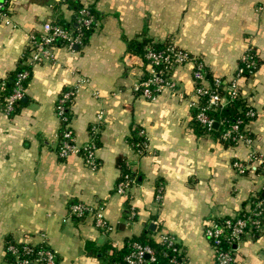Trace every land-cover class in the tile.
Wrapping results in <instances>:
<instances>
[{"label":"crops","instance_id":"crops-1","mask_svg":"<svg viewBox=\"0 0 264 264\" xmlns=\"http://www.w3.org/2000/svg\"><path fill=\"white\" fill-rule=\"evenodd\" d=\"M80 2L98 13L87 42L74 50L61 45L54 59L32 65L27 104L19 113H5L0 99V264H12L5 249L11 239L47 240L59 264H101L129 238L158 241L162 233L176 237L187 264H213L205 227L247 212L264 193V0ZM75 13L67 0H10L8 18L0 21V96L5 81L30 55L28 35L46 21L70 23ZM145 37L188 50L225 80L234 76L249 47L256 50L258 70L240 80L242 95L257 111L250 123L252 147L227 146L196 131L191 63L172 72L184 99L166 90L148 100L133 90L150 67L128 52L127 41ZM75 87L71 128L84 144L92 126L98 127V169L79 155H58L62 124L56 104L64 90ZM140 130L147 147L138 152L134 136ZM252 150L261 166L240 174L233 160L246 163ZM119 160L134 172L126 194L117 192L123 176ZM76 202L104 205L111 229L97 227L91 216L69 217ZM236 248V264H264V231L245 234Z\"/></svg>","mask_w":264,"mask_h":264},{"label":"built area","instance_id":"built-area-1","mask_svg":"<svg viewBox=\"0 0 264 264\" xmlns=\"http://www.w3.org/2000/svg\"><path fill=\"white\" fill-rule=\"evenodd\" d=\"M80 7L75 10L74 19L67 27L55 24L52 21H46L42 25V29L38 32H31L28 35L30 55L24 62L29 65L40 63L44 60L55 58V49L61 45L69 50H74L84 44L83 28H89L94 24L96 17L91 10V6L75 0ZM10 12V0H0V21L8 18ZM248 48L241 56L240 61L247 67L255 64L253 56L248 52ZM147 59L150 61V76L147 79L137 81L133 90L148 100H155L158 96L170 90L176 93L180 98L186 96L181 91L177 83L172 79V72L178 66L191 63L193 65V79L195 83L194 96L190 100V107L196 110L195 118L208 129L214 128L213 125L218 122L219 125L224 124V120L217 121L213 118L209 111L216 109L220 105H225L228 98L222 93V90H229L232 98L242 94L240 80L244 79V67L238 65L236 73L231 79H223L215 77L212 82L208 73L209 70L205 61L192 54L188 50L172 43L163 50L149 49L146 53ZM29 75L28 71L20 72L17 76L15 88L12 93L5 98L4 112L9 114L13 110V102L21 99L25 94L23 80ZM78 89L68 88L64 90L58 98L56 104V115L61 124H64L62 136L58 146V155L61 158H67L70 155L81 156L86 165L92 169H98L100 162L97 159V133L98 127L93 125L91 138L84 144H79L74 131L71 128L68 110L77 96ZM204 99V102L202 99ZM251 116H257V111L253 108L249 112ZM102 118V115H99ZM233 124L222 134V139H232L235 145L244 143L252 147L254 136L251 131L250 123L246 124L243 131H240V123ZM140 135H144L141 130ZM147 142L144 143V149ZM144 151V150H143ZM261 157L252 150L246 163L240 159L233 160V167L240 173L245 174L247 171H256L261 166ZM135 178L130 174H124L117 185V192L126 194L130 187L134 184ZM162 198V187L157 192V200ZM71 218H87L89 216L95 219L96 226L110 230L111 225L104 216V205L100 204L95 207L84 202L72 203L68 209ZM135 211H132V216ZM264 231V196L256 198L250 210L244 213L234 214L226 218L223 222H212L205 227V235L210 240L214 251L213 264H234L236 262V245L244 237L250 233L254 237ZM20 242V241H17ZM158 242L164 246L162 254L166 257L170 256V264H187V258L182 251L176 237L169 233H162ZM28 246L25 247L26 253L33 252V247L41 244V248L33 253L30 258H21L20 249L16 245H11L9 250L14 254L15 261L12 264H55L56 251L52 248L47 240L39 243L25 241ZM130 249L120 260H104L101 264H154L157 261L154 248L149 244L133 242Z\"/></svg>","mask_w":264,"mask_h":264},{"label":"trees","instance_id":"trees-1","mask_svg":"<svg viewBox=\"0 0 264 264\" xmlns=\"http://www.w3.org/2000/svg\"><path fill=\"white\" fill-rule=\"evenodd\" d=\"M67 2L69 3V5L71 7L75 8V10H77L80 7V4L75 0H67ZM91 10L95 14V17H96L95 22H96L98 13L92 7H91ZM95 22H94V24H92L91 27L83 28L84 44L89 39V36L92 33L93 28L95 26ZM54 23L57 25L63 26V27H67L69 25L68 22H65L62 19L56 20V21H54ZM73 23L75 24V27H76L77 24H76L75 20H73ZM127 43H128V52L141 57L144 61L145 66H148L150 64V61L146 57V53L148 52L149 49L163 50L172 44L170 42L158 41V40H154V39L146 38V37L142 40H136V39L135 40H129V41H127ZM249 48L250 49L248 50V52L253 56V59L255 60V64L251 67H247L241 61H239L238 65H241L244 67V75H243L244 79H249L258 70V68L260 66V58H259V55L257 54L256 50L253 47H249ZM24 71L29 72L28 77L22 81L23 85L26 89V87L29 83V80L31 78L32 65H29L26 63L24 64L23 62H21L18 65L17 69L7 79V81H5L4 87H3L4 91H3V94L0 96L1 107L3 109L5 107V98L8 95H10L12 93L13 89L15 88V83H16L18 74L20 72H24ZM235 73H236V71H235ZM149 76H150V72L148 70H146L144 75L141 77V79H147ZM208 77L212 82L214 81L215 77L212 75L211 72L208 73ZM222 93L228 98L227 104L220 105L216 109H211L209 111V114L213 118H215L217 121L224 120V124L219 125L218 128L214 127L212 129H208L205 125L201 124L195 118L196 110L193 109V115H194V120H195V129L199 134L200 133L212 134V135L218 137L227 146H233V145H235V141H233L231 138L227 139V140L222 139L221 136H222L223 132L226 129L230 128L233 124L238 123L239 120L242 121L239 125L240 131L242 132L245 125L252 122L256 118V116H251L249 114L251 109H253L254 107L247 101V99L242 94L232 98L229 90H222ZM26 96L27 95H26V91H25V94L21 99H18V100L13 102V110L9 113L10 116H13V115L19 113L22 110V108L24 106H26V104H27V101H25ZM204 99L205 98L202 99L203 102H204ZM68 116L70 118L69 110H68ZM63 128H64V124L61 127L60 137L62 136ZM91 131H92V128H91ZM140 131H138V136H137V134L134 136V147H135V150L138 152L145 150L144 149V143L146 141L145 135H140ZM119 164L122 168L123 175L124 174H130L132 177L134 176V172L131 169L126 167L124 161L119 160ZM258 170H259V168L256 171H258ZM259 196L263 197L264 193L261 192L259 194ZM74 219L82 220L83 218L80 217V218H74ZM225 219L226 218H223L222 220H219V221L223 222ZM133 242H140L142 244H149L154 248L155 254L157 256V261L154 264H170L169 263L170 256L166 257L162 254V251L164 250V246L162 244H160L158 241H156L155 239L149 238L147 236H138V237L129 238L126 241L125 247L123 249L117 251L114 254H111L110 257L107 258L106 260L114 261V260L122 259L123 256L130 249L129 245ZM11 245H16L20 249L19 255L21 256V258H30L31 256H33V253L35 251H37L38 249L41 248V244L39 243L32 248L33 252L26 253L25 247L28 246L27 244H25L24 242H17L16 240H13V239L7 240L6 246H5L6 256L9 260V262H11V263H14V261H15L14 254L9 250V247ZM55 264H59L57 254H56ZM234 264H236V263H234Z\"/></svg>","mask_w":264,"mask_h":264},{"label":"water","instance_id":"water-1","mask_svg":"<svg viewBox=\"0 0 264 264\" xmlns=\"http://www.w3.org/2000/svg\"><path fill=\"white\" fill-rule=\"evenodd\" d=\"M218 126H219V123L218 122H216L214 125H213V127H215V128H218ZM125 222V219H122L121 220V223H124ZM150 229H152V230H156V225L154 224V223H151L150 224ZM236 247V246H235Z\"/></svg>","mask_w":264,"mask_h":264}]
</instances>
